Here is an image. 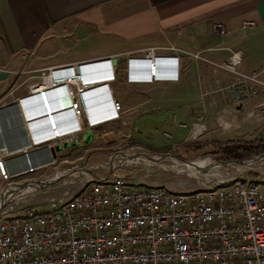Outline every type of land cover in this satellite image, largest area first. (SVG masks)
Returning <instances> with one entry per match:
<instances>
[{
    "label": "crops",
    "instance_id": "0c3cea01",
    "mask_svg": "<svg viewBox=\"0 0 264 264\" xmlns=\"http://www.w3.org/2000/svg\"><path fill=\"white\" fill-rule=\"evenodd\" d=\"M245 20H253L254 24L241 27ZM217 22L225 27L223 35H217L212 29ZM247 28L254 34L264 31V0H0V104H3L0 105V131L6 148L13 152L6 157L7 169L11 174L20 172L11 181L45 180L55 171L63 170L52 181L55 182L71 170H78L77 162L83 158L85 150L92 152L87 155L89 160L101 148L113 146L111 122L119 121L125 115L128 118V110H137L147 103L167 110L175 107L180 116L187 115L186 118L192 121L190 131L195 130L193 138L201 137L207 131L196 119L202 115L201 121L207 120L208 111L218 113L221 130L231 126L240 129L242 122H236L238 118L253 119L254 112L250 109L245 115L241 114L245 109L243 106L253 97L241 101L240 107L233 103L229 105L225 89L233 75L216 65L228 59L232 52H238L240 56L236 67L246 69H237L239 72L264 65L263 59L256 65L249 62L247 66H241L244 60L248 61L249 53L238 46V30ZM84 44L86 48L82 52L68 56L71 48ZM167 44L179 50L172 59H176V71L173 62H165L170 68L161 67L168 79L126 80L127 63L129 73L138 72L139 75L141 69L138 67L145 65L141 51ZM195 52H199L196 59L192 56ZM156 55L166 54L156 50ZM70 63L82 64L84 78L110 73L115 68L111 72L114 79L105 80L104 85L100 81L90 82V88L83 93L89 113L87 119L85 115L72 116L64 97V87L48 90L47 98L56 122L53 129L47 112H42L39 106L38 96L29 93L28 87L36 88L41 82V73L48 68ZM205 63L215 64L212 67ZM191 65H195L192 72L197 75L195 81L188 82ZM185 86L195 90L190 97L186 95L180 101L183 98L179 88ZM111 99L120 104L116 113L110 107ZM196 100L200 106L192 107L191 103ZM259 103L253 107L258 109ZM174 115L172 119H175ZM219 115H227L229 120ZM255 118L262 119L256 115ZM86 131H90L88 144H75L82 140ZM190 131L182 143L176 140L172 145L177 147L179 143L192 140L188 139ZM127 136L131 143L141 146L134 140L132 131ZM211 139L206 138L209 142ZM107 143H111L110 146ZM145 143L143 146L147 148L142 147L148 151L161 149L158 147L161 145ZM24 149H29V158L33 164H41V168L24 173L25 161L20 154ZM35 173L40 175L31 176ZM85 176L86 180L95 178L93 174ZM53 198L64 199L63 196Z\"/></svg>",
    "mask_w": 264,
    "mask_h": 264
},
{
    "label": "built area",
    "instance_id": "2783aa9c",
    "mask_svg": "<svg viewBox=\"0 0 264 264\" xmlns=\"http://www.w3.org/2000/svg\"><path fill=\"white\" fill-rule=\"evenodd\" d=\"M253 24V20H245L241 27ZM212 29L217 35L225 33L222 23H214ZM156 50L166 55L158 56ZM178 52L168 44L143 49L141 57L149 78L155 79L159 70L168 79L161 67L170 68L165 62H173L176 71V59H172ZM192 56L198 58L199 52ZM239 61V53L232 52L216 67L233 75L225 90L240 107L244 99L264 92V65L239 72ZM81 66L70 63L48 68L40 75L38 91L31 85L28 92L49 102L47 91L64 87L72 116L88 118L83 93L91 81L113 80L115 68L112 73L84 78ZM262 106L259 103L256 107ZM110 107L116 113L120 104L111 99ZM47 115L55 129L53 113ZM28 150L20 151L24 173L42 166L33 164ZM11 155L0 131L1 181L20 175L7 169L6 157ZM254 179L235 183L238 178L231 177L211 187L184 192L130 188L122 175L110 172L107 177L87 179L64 199L50 197L45 211L25 206L19 213L11 205L3 206L0 264H264V191L260 189L264 187V172H256Z\"/></svg>",
    "mask_w": 264,
    "mask_h": 264
},
{
    "label": "rangeland",
    "instance_id": "374dc122",
    "mask_svg": "<svg viewBox=\"0 0 264 264\" xmlns=\"http://www.w3.org/2000/svg\"><path fill=\"white\" fill-rule=\"evenodd\" d=\"M253 33L250 28L244 30H238V36H240V40L238 41V46L244 48L248 51V61H243L241 66H247L249 62L251 64H258L259 61L264 59V31L256 32L253 36L250 35ZM90 47V46H89ZM87 46V48H89ZM85 44L77 47H73L68 51V56L72 57L75 54H79L85 49ZM79 56V55H78ZM81 56V55H80ZM79 56V57H80ZM197 62H200L197 61ZM210 66H214V64H207ZM217 64V63H216ZM212 66V67H213ZM195 65H191L190 74L187 77L189 81H195L196 73L192 72ZM217 68V67H216ZM246 70L236 67V70ZM228 73V72H227ZM40 74V73H39ZM180 97L183 98L180 101H183L184 98L190 97L195 89L192 87H180ZM187 95V96H186ZM184 96V97H182ZM186 96V97H185ZM229 96V95H228ZM227 96V98H228ZM253 100L249 101L243 106V111L241 114L245 115L246 110H252L254 112L253 119H248L243 116V119L238 118L236 122H242V126L240 129L233 128L232 126L227 130H221L220 124L217 122V112L208 111L207 120L196 119V122L200 124H204L206 128V132L203 133L201 137L196 136L193 138L195 133L194 131H190L192 125L191 120L184 115V117L180 116L175 107L171 110L164 109L162 107H156L157 105H149L148 103L139 107V109H130L127 111L126 115L123 118H120L119 121L111 122L112 132L111 136L114 137V142L110 146L111 143H107L110 146V149L101 148L99 153L92 155L89 159L90 161H99L95 163H91L87 160V155L92 153L91 150L83 152V158H81L77 163V168L71 170L69 173L65 174L59 180L49 183L47 185H42L41 187L34 188L29 192L23 193L21 196H17L13 198L11 201H8L5 206L11 205L14 209H17L16 212L23 213L25 206H31L39 211H45L49 207V199L50 197H61L66 198V194H74L78 189L83 187L86 182L85 175H91L90 173H85L84 170H88L98 175L99 177H104L102 175H106L110 172L119 173L124 177L125 184L130 188H140V187H160L169 191H190L197 189H204L207 187H211L219 181L229 179L231 177L238 178L235 183L246 180V178H251L255 180V174L258 171L264 172V157L258 158L254 157L256 164L253 166H247L244 163L238 164L237 162L241 160H247L262 152L252 153L239 161H235L232 159H227L221 151H219L221 143L227 140L235 141H250L253 139L264 138V128H262V122L264 121V92L259 91L257 94L252 96ZM198 99V97H197ZM227 101L224 98V101H227L229 105L232 104V100L230 97ZM262 102L263 106L255 109L253 106L256 103ZM199 104V100L191 103L192 107ZM238 106L237 104H233ZM231 106V110L234 112V107ZM241 105V102H240ZM200 106V104L198 105ZM239 107V106H238ZM176 116H175V115ZM239 114V116L241 115ZM172 115L175 116V119H172ZM255 115L262 119H256ZM220 118L228 119L227 115H219ZM195 120V117H194ZM229 120V119H228ZM91 123V122H89ZM177 124H181L178 126ZM107 130V127L102 126ZM201 129V128H200ZM103 131V130H102ZM132 131L133 138L139 145H133L129 139V132ZM189 133L188 139L191 138L189 142L182 143V139ZM90 131H86L88 135ZM212 134L216 138H212L214 136L209 135ZM85 134V135H86ZM82 137V140L76 141L75 144H82L86 146L89 142V139L86 136ZM170 136V137H169ZM206 138L211 139L210 142L206 140ZM106 141L108 139L104 137ZM151 140V141H150ZM176 140L181 141V145H177V147L173 146V142ZM149 142V144H157L161 145L159 151H148L143 147L145 142ZM109 142V141H108ZM101 144L103 141H101ZM154 144V145H155ZM143 146V147H142ZM147 148V147H146ZM163 149H169V151H165ZM94 151V150H92ZM101 151V152H100ZM114 152H121L122 154H131V153H144L146 155H155L161 156L166 153L173 155V157L178 160L184 161H195L198 159L208 158L212 162H216V164L221 165L218 168L206 169L197 173H189L185 170L179 169L177 166L173 167L169 157L159 159L156 161L151 160H143L140 157H130L127 159L126 157L114 156L112 159H117L111 171H109V162L108 159L110 155ZM259 160V161H258ZM230 161H234L233 164ZM258 161V162H257ZM223 162V163H222ZM151 163V164H150ZM162 163V164H161ZM169 164V165H168ZM50 169V168H48ZM47 169V170H48ZM215 169V170H214ZM39 173L32 174L31 176H39ZM21 180V179H20ZM30 183L37 182L39 180H33L32 178L26 180ZM14 183L13 181H1L0 180V190L7 186L8 184ZM233 183H230L231 185ZM229 185H223L222 187H226ZM260 189L264 191V187L260 186ZM63 191H66L65 195Z\"/></svg>",
    "mask_w": 264,
    "mask_h": 264
},
{
    "label": "bare ground",
    "instance_id": "6f19581e",
    "mask_svg": "<svg viewBox=\"0 0 264 264\" xmlns=\"http://www.w3.org/2000/svg\"><path fill=\"white\" fill-rule=\"evenodd\" d=\"M37 88L38 87H36L35 90ZM126 155H128V154H126ZM130 155L131 156H128L126 158L129 159L130 157H136V158L140 157V159L142 158L143 160H146L144 154H142V155L138 154L137 155V154L131 153ZM169 158H170V161L172 163L171 165L173 167L177 166L179 169L185 170V171H187L189 173H197V172H201L202 170L218 168V167L221 166L219 164H216V163L212 162L208 158L198 159V160H195V161H181V160H178L177 158H175L173 156H171ZM255 159L256 158H254V157H252L250 159H247L244 162V164L247 165V166H253V165L256 164ZM116 161H118V160L117 159H112L111 160V164L112 165L115 164ZM84 172L85 173H89L88 170H84ZM58 173H59V171H55V173L52 174L49 178H51L53 176L57 177L56 175ZM49 178H47V179H49ZM37 184L38 183H36V182L27 183V184H24V185H16V184L12 185V184H9V185L6 186V188L3 189V192H4L3 197H4L5 200L6 199L16 198L17 196H21L23 193H26V192H29L30 190H33L35 188V185H37Z\"/></svg>",
    "mask_w": 264,
    "mask_h": 264
},
{
    "label": "water",
    "instance_id": "95a60500",
    "mask_svg": "<svg viewBox=\"0 0 264 264\" xmlns=\"http://www.w3.org/2000/svg\"><path fill=\"white\" fill-rule=\"evenodd\" d=\"M38 100H39V104L41 105V109H42V112H47V113H52L51 111H52V109H51V106H50V104H49V102H47V100H46V102L43 100V104L44 105H42L41 104V101H40V97L38 96ZM44 114V113H43ZM87 137H88V139H89V137H90V135L88 134L87 135ZM53 149V148H52ZM51 149V150H52ZM135 154H140V155H142V154H144V153H135ZM145 155V159H147V160H152V161H156V160H159V159H163V158H166V157H171V156H173V155H171V154H168V153H166V154H164V155H161V156H155V155H146V154H144ZM114 156H120V157H123V158H125V157H128V156H131L130 154H128V155H126V154H122L121 152H114V153H112V155H110V157H109V159H108V162H109V171H111L112 170V168L114 167V165H112L111 164V162H110V159H111V157H114ZM249 157H258V158H261V157H264V152L263 153H260V154H257V155H252V156H249ZM181 161H184V160H181ZM246 160H241V161H239V162H237L238 164H243L244 162H245ZM214 163H216V162H214ZM223 163V162H222ZM230 163L231 164H233L234 163V161H230ZM63 171V170H62ZM62 171H59V172H61L62 173ZM64 172V171H63ZM89 173H91V174H93L94 175V177L95 178H98V176H96L93 172H90L89 171ZM57 175H59V174H57ZM56 175V176H57ZM50 177V176H49ZM48 177V178H49ZM55 178H57V177H51V178H49V179H45V180H39V181H37L36 183H38L37 185H35V188H38V187H41L42 185H47V184H49V183H51ZM27 183H30V182H28V181H23V182H16V183H11L12 185L13 184H16V185H24V184H27ZM9 185V184H8ZM4 188H6V186L5 187H3L1 190H0V209L8 202V201H11L12 199H4V197H3V194H4V192H3V189Z\"/></svg>",
    "mask_w": 264,
    "mask_h": 264
},
{
    "label": "trees",
    "instance_id": "16d2710c",
    "mask_svg": "<svg viewBox=\"0 0 264 264\" xmlns=\"http://www.w3.org/2000/svg\"><path fill=\"white\" fill-rule=\"evenodd\" d=\"M221 144L222 145L220 146L219 151H221L227 159H232L235 161H239L252 153L264 151V139H253L250 141L235 142L229 139L227 141L222 142Z\"/></svg>",
    "mask_w": 264,
    "mask_h": 264
},
{
    "label": "clouds",
    "instance_id": "9594fccd",
    "mask_svg": "<svg viewBox=\"0 0 264 264\" xmlns=\"http://www.w3.org/2000/svg\"><path fill=\"white\" fill-rule=\"evenodd\" d=\"M138 69H141V72H139V76L132 77L131 74L129 73L128 63H127L126 80L129 81V82H137V81L140 82V81H144V80H151V77L149 78V75H148V73L145 70V66L141 65L140 67H138ZM137 73L138 72H135L134 74L138 75ZM162 74H163V72H160L159 70H157V74L155 75V79H161V78L164 79ZM104 81H101L100 83L102 85H104ZM38 95L40 97V101L42 102L41 104L44 105L41 95L40 94H38ZM87 122H89V121L87 120Z\"/></svg>",
    "mask_w": 264,
    "mask_h": 264
}]
</instances>
